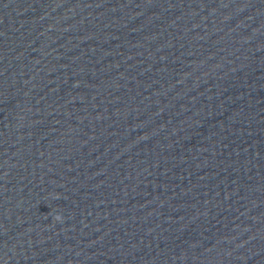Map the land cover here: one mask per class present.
Here are the masks:
<instances>
[{
    "label": "water",
    "instance_id": "water-1",
    "mask_svg": "<svg viewBox=\"0 0 264 264\" xmlns=\"http://www.w3.org/2000/svg\"><path fill=\"white\" fill-rule=\"evenodd\" d=\"M0 264H264V0H0Z\"/></svg>",
    "mask_w": 264,
    "mask_h": 264
}]
</instances>
